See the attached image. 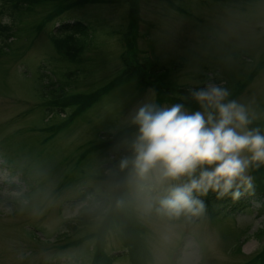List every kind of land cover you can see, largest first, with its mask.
Masks as SVG:
<instances>
[{
    "label": "rangeland",
    "instance_id": "obj_1",
    "mask_svg": "<svg viewBox=\"0 0 264 264\" xmlns=\"http://www.w3.org/2000/svg\"><path fill=\"white\" fill-rule=\"evenodd\" d=\"M72 19L87 24V35L54 39L55 24ZM73 51L76 61L67 59ZM155 53L165 66L182 62L174 67L185 90L226 88L227 101L264 120V0H0V264H263L264 196L254 187L239 200L196 194L204 209L174 216L159 210V199L188 177L162 178L157 169L139 176L131 162L121 168L138 129L113 134L152 104L150 89L123 80L60 126L71 109H58L55 93L101 91L121 58L136 64ZM100 167L121 172L130 233L112 224L91 236L100 219L73 218L97 207L80 187L94 184ZM58 170L78 176L54 196ZM259 176L264 183V164Z\"/></svg>",
    "mask_w": 264,
    "mask_h": 264
},
{
    "label": "clouds",
    "instance_id": "obj_2",
    "mask_svg": "<svg viewBox=\"0 0 264 264\" xmlns=\"http://www.w3.org/2000/svg\"><path fill=\"white\" fill-rule=\"evenodd\" d=\"M191 96L204 111L188 113L180 103L166 108L145 104L132 118L138 126L131 160L135 172L144 176L157 169L162 178L188 177L159 199V210L174 216L200 213L205 205L196 194L211 191L217 199L239 200L252 188L249 166L264 164V134L247 129L251 120L245 107L227 101L226 88L213 84ZM245 151L249 155H242ZM128 165V159L121 161V168Z\"/></svg>",
    "mask_w": 264,
    "mask_h": 264
},
{
    "label": "trees",
    "instance_id": "obj_3",
    "mask_svg": "<svg viewBox=\"0 0 264 264\" xmlns=\"http://www.w3.org/2000/svg\"><path fill=\"white\" fill-rule=\"evenodd\" d=\"M98 1V0H95ZM171 1H169L170 3ZM85 33V36L88 33V27L87 24L79 19H72V20H65L61 21L57 24H55L54 29L52 30V35L55 36L54 39L56 38H61V43L64 42L62 39H71L72 36L76 35V32L81 30ZM129 37H127V40ZM77 51L81 50V45H78ZM81 48V49H80ZM147 48V51L151 53V49ZM145 51V50H144ZM75 51L69 53L67 56V59L76 61L74 54ZM145 56V55H144ZM121 58V57H120ZM146 60H141L139 63L136 64H130L126 61H123L125 58H121L122 66L119 70V72L112 78L111 80H108L106 84L102 85L101 91H96L93 93H90V91H79L76 89H72L66 93L61 94L60 92L55 93L54 95V103H56V107L60 110H64V107H69L70 112L66 115L67 117L60 123V126L64 124L65 120L69 118V116L73 114H78L82 111H84L86 108H88L95 100L97 97L102 95L103 93L107 92L109 89L113 88L114 86L118 85L121 83L123 80H130L133 81V84H135L136 87L144 89H150L152 91V94L154 95V99L152 102V105H155L158 107V102H162L164 100H172V103L177 104L182 102L183 104H186V106L192 108V109H201L199 105L195 103V100L191 96V91L193 90H199L200 88H193V89H188L185 90V88L182 84H180L179 80L182 79L178 73L179 69H175V65H180L179 63H182L181 61L174 60L173 63L169 64L168 66H165L164 63H160L159 58L157 54L155 53L154 58H151L150 60L147 59L145 56ZM175 62V63H174ZM181 66V65H180ZM173 67V69H170ZM57 95V96H56ZM171 102V101H170ZM73 113V114H71ZM71 114V115H70ZM251 123L247 125L248 129L252 128H258L261 132V129H264V120H259L257 118L250 119ZM261 124L263 125L262 127ZM59 127V125H58ZM135 129H138V126L131 122L130 124H127L117 132L113 134V138H125L129 136L132 132L135 131ZM264 134V130L262 132ZM137 135V134H136ZM105 141H103V144ZM93 147L91 145L86 149V151L90 150ZM133 150V151H131ZM85 151V152H86ZM132 152L130 156V161L134 158V148L130 149ZM91 153V150H90ZM78 157L75 156V161H79L77 159ZM107 167V163L105 164ZM250 172H252V189L253 187L259 194H263L264 196V183L259 179V172L262 168V164L257 166L255 163L251 164L249 166ZM103 169V167L98 168L96 174H92L91 178H96L98 181L97 182V187H95V181L94 184H83L82 190L80 193L83 195L84 191L90 195H93L94 198H96L98 205L97 207L94 208L93 211H90L88 209H79L74 215V219H76L77 224H84L88 222V216L89 213L94 214L97 217V220L100 219V224L98 222L97 229L95 233H93L91 236L99 233L101 229L105 227H109L112 224H115L119 226L120 228L124 229L126 232L130 233L132 232V227L136 226L133 225L134 221L127 216V220L124 222V225L122 223V220L124 219V215L126 211L125 205L120 200V197L124 191L120 190L117 187V184L119 182L120 174L121 172H113L111 168H108L107 170H100ZM95 170V168H94ZM58 178L57 181L55 182V186L52 187L51 189V194L57 196L60 193L61 187L64 186H70V180L73 183V180L75 178L77 172H73L72 170L69 171H59L58 170ZM72 186V184H71ZM110 190V194L109 191ZM251 192V189H249ZM30 194V192H29ZM28 195L24 196V201L27 203L28 202ZM109 194V195H108ZM101 205H103L101 207ZM84 211H87V213H83ZM85 214V217H82L80 215ZM99 216V217H98ZM93 224V226L96 223H90ZM88 225V224H84ZM84 225H77V227H81ZM97 225V224H96ZM75 226V225H74ZM64 235H68V233H63ZM63 234L61 236H63ZM91 234V233H90ZM77 238V237H74ZM74 238H70L67 241L74 240ZM133 238V237H132ZM245 263V262H244ZM249 264H256V259L253 257H250L248 260ZM264 264V261H262Z\"/></svg>",
    "mask_w": 264,
    "mask_h": 264
}]
</instances>
